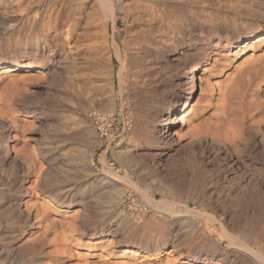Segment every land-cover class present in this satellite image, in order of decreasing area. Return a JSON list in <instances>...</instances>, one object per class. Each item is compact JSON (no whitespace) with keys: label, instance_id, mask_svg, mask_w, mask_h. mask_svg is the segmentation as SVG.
<instances>
[{"label":"rangeland","instance_id":"rangeland-1","mask_svg":"<svg viewBox=\"0 0 264 264\" xmlns=\"http://www.w3.org/2000/svg\"><path fill=\"white\" fill-rule=\"evenodd\" d=\"M250 2L251 0H239V2L238 0H0V62L13 60V58H32L33 51L30 49L31 44L33 41H39L45 44L46 50L43 56H37L36 58L39 63H44L49 67L48 71L35 72V78L34 76L30 77L29 80V77L18 76L19 78H16V88L17 91H19L18 89L20 88L21 91L19 92L15 91L16 88H13L15 86H12L13 84L6 87V89H10L11 86L12 90L10 89V92L13 94L10 93L9 90H6L5 86H0L2 87L0 88V93H2V95L4 94L5 97H7V95L9 97L5 98V100L7 99L5 102L4 96L0 95V107L4 106L3 108L1 107V110H3H0V115L10 114L8 115L9 117H6L7 115H3V117L0 116V123H2L0 129L2 130L9 125V127L12 126L13 133L16 134V140L14 141L15 151L11 152V157L14 156L13 153H20L19 155L25 156L28 152L30 153L32 151L31 149L37 150V153L35 151L34 153L39 156L37 148H39V145L42 143L43 134L47 137L50 136L51 141L49 138H46L45 141H49L47 142L49 144L48 147L51 149L53 148L52 152L54 156H57V154L59 155L61 150L64 152L68 150V147L70 149L71 146L72 148L70 150L75 149V146L76 149L78 147H83L84 144L86 145V139L89 136L87 134L85 140L82 137V132L86 124L78 126L77 131L79 134H76L77 131L67 130L68 134L67 131H63L64 133L62 135L60 131L57 132L53 130L54 124H57L54 129H62L64 126L63 121H66V118H81V120L87 121V125H90L92 128V133H90L89 136L91 139V145L89 144V146L92 149V155L89 159L91 170L96 173H94L97 175L96 177L100 178L109 176L106 175L109 169H112L117 174V177H122L120 178L121 180L118 178L121 184L113 177V180H109L110 184L104 185L105 187L98 194L105 195L108 192L107 194L111 195L112 193L114 194V189L120 188V193L123 194L121 197V194L118 195L119 198L117 197L116 199L115 208L118 210L117 212L122 211L125 214L128 213L126 219L123 220L122 218H118L120 221L116 219L117 217L108 218L103 212L102 214H100V212L93 214L94 216L89 220L91 228L114 224L113 221L116 220L118 224L121 223L120 225L124 229L121 228V232H127L124 235L126 240L131 241L133 244H137L139 243L137 240L140 235L150 237L152 235L159 236L164 233L165 235L168 234L170 230H172L170 226L173 222H175V225L172 227L173 234H175L176 231L179 233V229L180 232L184 231V227L187 229L188 223H194L201 228L208 227L212 231L214 240L217 241L220 238L219 235H221V233L219 234L220 231L218 226L214 225L207 215L201 214V217L189 216L188 219V217H182L181 215L172 213L169 214L161 211L162 214L160 212L157 213L154 212L156 210L153 208L150 209V206L144 202L145 199L142 198L145 194H155V198L158 201L161 199L167 200L172 196L168 201L172 200V202L175 201V203L178 204H190L193 209L200 212L203 211V213H209L208 215L223 216L225 213L227 222L235 226L233 229H235V234L238 236L239 240L261 251L264 257V149H262L264 144H261L258 138L259 135H256L257 131L253 128L246 129V132L243 131V138L237 145V148L235 147L236 149H234L235 151L238 149L237 152L234 150L224 152L227 144H225L223 140V142L219 141L213 144L212 141H214L215 138H213L211 132L208 130H202L203 132L201 131L199 136L195 133V135L193 134L192 136V133H187L185 131L188 126L185 124L178 129L179 136L175 138V140L177 139V144H179L178 139L180 138L179 141L182 146L179 147L178 145L171 146L164 143L159 144L155 141L156 135L149 132L154 124V115L156 112L165 108L166 111L168 109L169 100L174 95H183L184 90L190 88V81L182 82L181 85V83H176V79L184 74L186 67L195 64H200L201 67V69L196 71V77L194 79V86L195 88L197 86V90L194 94L192 93V98L188 99L185 106L182 107L179 117H185L184 115L187 112H190L188 116L191 118H197L199 116L201 113L200 107L206 96V92L200 89L203 83L199 81L198 78L207 73L208 75L211 73L212 64L210 63L215 57L216 59H221L222 54L232 57L231 54L234 52V47L237 43H235L233 47H225V38H230L231 36L223 35L220 30L227 29L226 31L230 32L229 27L232 28L233 26L242 25L250 20L247 9ZM61 5L64 6V9L61 8V11L65 13H63L64 16H67H65L64 19L61 18L60 24H58L59 26H56V31H54L55 29L46 30V27L49 25V16H52V19L55 14L53 11ZM110 5L113 9L114 20L107 10V7ZM71 16H74V20ZM5 26H9L10 28L4 30ZM60 28L62 31H59ZM68 28L70 29L66 31ZM46 33L50 35L48 43L43 39ZM187 35L191 36L190 42L192 45H187ZM170 40H180L177 52L183 50L186 51L184 52L185 54H175L171 49L169 50L167 47H164ZM155 45H163L162 52L160 53L161 57H155ZM143 47L145 49H143ZM140 48L144 51L141 52ZM200 48L204 49L207 55L197 54L196 51ZM62 51L69 52L68 55L72 60L76 61L77 65L82 66L85 62L90 63V60L93 59L91 62V64H93L91 68H87L88 70H86V73L89 74L92 72L90 75H92L93 81H95V84H98L99 88L107 89L108 87V95L110 94L109 97H112L113 101V111L111 113L102 108H93V110L92 108L88 109V107L82 106L81 109L80 107L76 109L77 105L76 107L71 106L68 104L67 99H64V97L67 98L68 96L64 84H61L63 83L62 78L64 80V74L62 73V67H57V53ZM147 51L149 52L148 54ZM140 52L144 55L142 56ZM206 56L209 58V64L204 66L202 61ZM242 56L243 55H240L234 58L231 61V65L239 62ZM116 57H120V59ZM143 58L145 61L142 60ZM121 60H124V64L126 63L123 67H121ZM146 60L148 61L146 62ZM103 63L105 64L103 65ZM61 65L62 64H60V66ZM96 65L98 67H95ZM183 65L184 67H181ZM118 71L120 73H118ZM45 72L49 73L45 74ZM38 73L40 77H38ZM217 76L218 75H216V77ZM217 79H219L220 82L222 80L224 81V77H218ZM223 81L221 82L222 84H224ZM105 84L107 86H105ZM9 94L14 95V98ZM3 100L4 102H1ZM76 100L78 101L79 97L78 99H74L73 102L75 103ZM7 101L14 106L11 104H8V106ZM4 108H6V110H4ZM71 108L72 110H70ZM74 109L82 113L79 111L73 113L72 111H74ZM15 110L17 111L16 113ZM12 111H14L13 114L15 113V115H11ZM70 111L72 115H70ZM99 111L100 113L114 114L116 117L110 138L104 139L102 143L98 142L95 129L90 121L91 113ZM31 112L38 113L41 117L35 121L29 119V122H25V124H23L22 121L20 122V120L26 119L28 114H32ZM64 112L66 114H64ZM14 116H16V124L12 122V117ZM62 116L66 118L62 119ZM1 118H4L5 120H3L5 122L1 120ZM30 121H32L34 125ZM47 123L48 125H53H51L53 128L50 126L53 131L50 130L51 132H49V134H47ZM5 124L6 126H4ZM26 124L30 125L27 126ZM38 124L41 125V127ZM59 124L62 126L60 127ZM15 125H17L16 127L19 126L18 128L20 131H18V128L16 129ZM179 126H181V124ZM44 128L47 129L45 130ZM59 133H61V135ZM146 133L149 134L147 135ZM54 134L59 137L58 140V137H54ZM18 135L21 136L19 137ZM195 136H198L200 139H197ZM200 136H203L202 139ZM61 137L67 139L64 140ZM21 138H24V141H22L23 139L21 140ZM38 139L40 141H38ZM52 140L54 142H52ZM4 144H6V142H4ZM37 144H39L38 147ZM58 144L61 146L59 147ZM217 144H219L218 147L216 146ZM30 145H32L33 148ZM50 145H52V147ZM53 146H57L58 148ZM22 147H24V150H22ZM25 147H27L28 150H25ZM24 152L26 153L24 154ZM121 155H123V157ZM126 155H128L130 160H128ZM102 159H105V163L108 166L103 164ZM60 161H63L62 158H60ZM9 163L10 162H5L4 164H0V218H4L3 220L0 219V243L4 241H13L10 245L12 248L16 249L18 245L23 244L26 240L25 238H28V235L20 237V229L22 227L19 226V224L17 226L16 221L10 220V222L8 220L10 219L8 218L10 214H7L10 212V208L8 209V207H10L12 203V197L23 196V199L27 200L35 193L37 194H35L36 196H42V191L40 186H37L33 190V193L28 192V190L25 191L26 193H20L14 186H10L12 184L8 179L9 176H12V170L11 164ZM60 165V167L63 166L62 164ZM2 167L4 168L2 169ZM43 170L48 171V167H45ZM49 175L52 176L53 173ZM79 175L77 177V180L79 179L78 181H65L66 183H64L63 179L61 181L60 175H57L58 177L56 176V178L58 181L55 183V187L61 188L63 191L70 190L68 194L75 200L78 196L82 195L80 192L81 189L79 188L88 186V183L95 180V177L91 175H88L89 177L86 176L87 178L81 177V174ZM33 177L31 181L35 179V177ZM29 184H32V182L28 183L27 186ZM254 185L255 187L257 186V188H255ZM30 186L33 185H29L28 187L31 188ZM76 187L79 189L78 192L75 191ZM64 188H66V190ZM245 188L246 190L244 192L243 189ZM253 189H255V191ZM104 190L106 191L104 192ZM159 190L163 192V197L158 193ZM12 192L14 193L12 194ZM216 199L225 200L223 206L216 204V202H214ZM232 200H236L237 204L236 202H232ZM7 202H10L9 205ZM75 202L76 201L72 200L69 201L73 207L71 209L77 208L78 205ZM241 204L243 206L248 205V207L246 206V208H243ZM5 214H7V217L3 216ZM185 220V224L180 223ZM230 220H233V222H230ZM4 223L7 226H5ZM127 224H129L130 230ZM178 225L180 226L177 227ZM247 226L249 227L247 228ZM131 227L136 229L139 236L133 232ZM139 232H141V234ZM48 237L49 235L41 243L48 245L51 241V236L50 238ZM196 238L197 236L185 238L182 244L187 241L186 243L188 245L185 243L183 244L184 246H182L188 248L190 245L197 242ZM189 241L191 242L188 243ZM46 245L43 247L48 248L49 245ZM226 246H228L227 242L223 241L222 247L224 248ZM34 247L35 251L34 248L32 249L29 246L23 248L27 254L29 251L31 252L27 255L28 257H25V261L18 262L16 260H11L9 264H30L33 256L40 257L38 253L41 250V246L35 245ZM114 249L117 251L121 250L119 247ZM207 249L209 248L207 247ZM170 251L171 247L169 245L158 257H168V254L171 253ZM249 256H244V260L238 261L236 264H242L243 262L245 264H264V260H259V257L257 258L256 256L255 259L252 258L253 256L255 257V255ZM241 258L243 259V256ZM261 258L262 257H260V259ZM221 264L229 263L223 262Z\"/></svg>","mask_w":264,"mask_h":264},{"label":"bare ground","instance_id":"bare-ground-1","mask_svg":"<svg viewBox=\"0 0 264 264\" xmlns=\"http://www.w3.org/2000/svg\"><path fill=\"white\" fill-rule=\"evenodd\" d=\"M70 1H72V0H70ZM238 2H239V0H238ZM61 8L64 9V6L61 5L60 7L55 8V10L53 11L55 14L53 15L52 19H51L52 16H49L50 17L49 18V25L46 27V30L55 29L54 31H56V26H59L58 24H60L61 18L64 19L65 16H67V15L64 16L65 13L61 11ZM247 9H248V16L250 17V20L246 21L242 25L233 26L232 28L229 27L230 32L226 31L227 29L220 30L221 33H223V35H230L231 36L230 38H225V40H224L225 41V47H233L235 43H237V45H235L234 52L231 54L232 57L224 55V54H222V55L220 54L222 57L221 59H216V57H215L214 60H212V62L210 63V64H212V70H211L212 74L210 73L208 75V73H207L206 75H203L202 77L198 78L199 81H201L203 83V84L201 83L202 85L200 86V89H202V91L206 92V96L204 97L203 103L200 107L201 113L199 114V116L197 118L189 117L188 115L190 112H187L184 115L185 117L181 118V117H179V113H181V109H182V107L185 106L188 99L192 98V96H191L192 93L194 94L195 91L197 90V86H196V88L194 86V84H195L194 79L196 77V71L201 69L200 64H195V65H189L188 64L189 66L185 68L184 74L176 79V83H178V84L181 83V85H182V82L190 81V88L187 90H184L183 95L182 94L174 95L169 100L168 109L166 111H165L166 108L162 109V110H158V111L156 110L157 112L154 115L155 116L154 117V124L150 128V130L149 129L148 130L150 133L156 135L155 141H157V143H159V144L164 143V144L171 145V146L178 145V147L182 146L180 144V141H179L180 138L178 139L179 144L176 143L177 139L175 140V138H178V136H179V133H178L179 130L178 129L180 127H183V124H185V125H188L186 127L185 131L187 133H192V136L194 133L199 136L202 130H206V131L208 130L211 132L213 138L216 139V140L214 139V141H216V142L211 140L213 144L218 143L219 141H221V142L224 141L225 144H227L226 145L227 147L225 146L226 150H224V152L225 151L229 152L230 150L236 149L237 145L239 144V142H241V140L243 138L242 137L243 131H245L246 129H249V128H253V129H255V131H257L256 135H259L258 138L260 139L261 144H264V0H251L250 5H248ZM107 10L112 15V19L114 20L113 9L111 8V5L107 7ZM71 18L74 20V16H71ZM8 28H10V27L5 26L4 30H6ZM69 29L70 28H68L66 31H68ZM59 31H62V29L60 28ZM49 37H50L49 33H46L44 35L43 39L46 43L49 42V40H48ZM169 37H171V36H169ZM54 38H57V37H54ZM179 41L178 40H170V42L167 43L164 47H167L169 50L171 49L175 54L179 53L180 55H184L185 54L184 52H186V51L180 50L179 52H177L179 49V45H180ZM186 41H187V45L191 44V42H190L191 36L190 35L186 36ZM162 42H163V40H162ZM162 46H159V45L154 46L155 57L160 56V53L162 52V49H163ZM116 48H117V46H116ZM30 49L33 51V57L32 58H26V59L25 58H13V60L0 62V86L1 85L3 87L5 86V89H6L7 86L13 84L12 86L15 85L13 88H16V86H17L16 78L18 76L29 77L28 78V80H29L30 77L34 76V78H35V75H36L35 72L48 71L49 70V67L46 64L39 63V61L36 58L37 56L41 57L44 55V52L46 50L45 44L40 43L39 41H33ZM143 49H145V48L143 47ZM140 50H141V48H140ZM186 50H188V49H186ZM143 51L144 50H141V52H143ZM141 52H140V54H141ZM196 52H197V54L207 55L205 53V50L201 49V48L197 49ZM68 53L69 52H65V51L57 53V56H58V60H57L58 66L57 67H62L61 69L63 72L62 71L61 72L64 74V76H63L64 80L62 78L63 83H61V84H64V87H65L66 92H67L66 94L68 95L67 98L64 97V99H67L68 104H70L71 106L76 107V105H77L76 109H79L78 107H80V109H81L82 106L88 107V109L89 108H92V109L93 108H97V109L102 108V109H105L111 113L113 111V101H112V97H109L110 94L108 95V93H109L107 90L108 87H107V89H105V88L102 89L100 87L101 88L100 89L98 84H95V81H93V79L91 77L92 75H90V73L92 74V72H90L89 74L86 73V70H88L87 68L88 67L91 68V65L93 64V63L91 64V62L93 61V59L90 60L91 61L90 63L85 62V64H83L81 66V65H77L76 61L72 60V58L68 55ZM148 53L149 52L147 51V54ZM141 55L143 56L144 54L142 53ZM194 55H195V53H194ZM218 55H219V53H218ZM240 55H243L241 57V60L239 62H237L236 64L231 65V61ZM149 57H151V56H149ZM160 57H159V59L161 60ZM116 58L120 59V57H116ZM128 58H129V56H128ZM137 58H139V57H137ZM145 58H146V55H145ZM142 60H144V58ZM147 61L148 60H146V62ZM102 62H104V61H102ZM178 62H179V60H178ZM183 63H185V62H183ZM202 63L204 66L208 65L209 64V58L206 56L204 58V60L202 61ZM60 64H62V65L60 66ZM104 64L105 63H103V65ZM125 64H124V60H121V67H123ZM95 67H98V66L96 65ZM181 67H184V65ZM150 72H151V70H150ZM48 73L45 72V74H48ZM118 73H120V72L118 71ZM147 73H148V71H147ZM54 74H55V72H54ZM94 74H95V72H94ZM38 75H39L38 77H40L39 73H38ZM216 75H218V76L216 77ZM218 77H224V81L222 80L224 82V84L221 83L222 81L220 82L219 79H217ZM31 79H33V78H31ZM101 80H103V79H101ZM105 86H107V85L105 84ZM0 88H2V87H0ZM10 89H11V86H10ZM10 89H6V90H9V92H10ZM18 90L21 91L20 88ZM15 91L19 92V91H17V88ZM10 93H12V92H10ZM12 94H9V95H12ZM0 95H2V93H0ZM2 96H4V94ZM13 96L14 95H12V97ZM7 97H8V95H7ZM7 97L4 96V100ZM78 97H79V100L78 101L76 100L74 103L73 102L74 99H78ZM2 99H3V97H2ZM4 100L1 102H4ZM6 100H5V102H6ZM8 101H7V105L12 103L11 99H10L11 103H8ZM12 106H14V105H12ZM1 107H0V110H1ZM14 108H16V107H14ZM68 108H69V106H68ZM4 110H6V108H4ZM70 110H72V108ZM75 111H77V110L74 109V111H72V112L74 113ZM13 112L14 111H12L11 115H15V113L17 111L15 110L14 114H13ZM68 112H69V110H68ZM79 112H81V111H79ZM87 112H88V110H87ZM70 113H71V111H70ZM64 114H66V113L64 112ZM84 114H85V111H84ZM3 115H5V114H3ZM3 115H0V116L3 117ZM6 115H5L6 117H9L8 115H10V114L7 113ZM67 115H69V114H67ZM67 115H66V117H67ZM70 115H72V113ZM76 116H77V114H76ZM26 117H27L26 119L20 120V122L22 121V123L25 124V122L26 123L29 122L28 121L29 119H31L32 121H35V120H38L41 117V115L38 113L37 114L32 113V114H28ZM82 117H85V116H82ZM12 118H13L12 122H14L16 124L17 123L16 116H14ZM65 118H63V116H62V119H65ZM3 119L1 118V120H3ZM88 119H89V117H88ZM32 121H30V122H32ZM86 122H85V120L84 121L81 120V118L75 119V117L74 118L69 117V118H66V121H63L64 126L62 127V129L59 128V126H60V124H59L58 130L54 129V128H56L55 126L57 124H54L55 126L53 128L52 124H51L52 125L51 126V125H48V123H47V125L49 126V127L46 126L48 128V129L46 128L48 131L47 134H49V132H51L50 131V130H52L51 127L53 128V130H55L57 132L60 131L63 135V133H64L63 131H67V130L77 131L78 126L86 124V127L83 129L84 131L82 132V137L85 140V138L87 137V134L90 136V133H92V128L90 127V125H87ZM179 123L181 124V126H179L180 125ZM1 124L2 123H0V125ZM32 124H33V122H32ZM29 125H27V126H29ZM4 126H6V124ZM16 126L17 125H15V127ZM39 126L41 127V125H39ZM11 127H9V125H8V126H6V128H4L2 130L0 129L1 130V132H0V164H2V163L4 164L5 162H10L9 164H11L12 176H9V179H8V181L9 182L11 181V184H12L10 186H14L16 188V190H18V192H20V193H24L26 190H28V192L33 193V190L37 186H40V189L42 191V194H41L42 196H36L37 194L35 193L36 195L35 194L33 196L29 195L30 198L27 200H24L23 196L12 197V203H11L10 207L7 206L8 209L10 208V212L7 211L8 212L7 214L8 215L10 214L9 215L10 217H8L10 219H8V220L9 221L11 220L14 222L16 221L17 226L19 224V226L22 227L20 229V237H23L24 235H28V238H25L26 240L23 242V244L22 245L20 244L21 246L18 245V247H16V249L12 248V246L10 245L11 242H13V241L1 242L0 243V264H9V262L11 260H16L18 262L25 261V257H28L27 255L31 252L29 251V253L27 254L23 248L29 246L32 249L34 248V251H35V247H34L35 245L41 246V250L38 253L40 255V257H34L33 256V259L31 260L32 262H30V264H221L223 262L229 263V264H236L238 261L239 262L243 261L244 256L248 257L249 255L250 256L255 255V257L253 256L252 258L256 259V256H257V258L259 257V260H262V261L264 260V257L262 255L263 253L261 251H259L258 249H255L254 247L250 246L247 243H244V242L242 243L239 240L238 236L235 234V229H233V227H235V226L234 225L232 226L227 222L225 213L223 216H221V215L220 216L219 215L218 216L217 215H213V216L208 215L209 213L207 214V213H203V211L200 212L196 209H193L190 206V204H181V203L178 204V203H175V201L172 202V200L168 201L172 196L170 198L168 197L169 199H167V200L161 199L158 201L155 198V196H156L155 194H149V195L145 194L144 197H142V198L145 199L144 202L147 203L148 206H150V209L153 208L154 210H156L154 212H157V213H159L160 211L165 212V213H169V214L172 213V214L181 215L182 217H188V219H189V216H198L199 217L201 214L207 215L211 219V221L214 223V225L218 226V229L220 231L219 234L221 233V235H219L220 238L217 241L214 240L212 237L213 236L212 231L208 227L201 228V227H199V225L194 224V223H188V225L186 227L187 229H185V227H184V231L180 232V229H179V233H178V231H176V233L173 234V228L172 227L175 225V222H173V223H171V226H170L172 230H170V232L168 234L165 235V233H164V234L159 235V236L152 235L150 237L140 235V237L137 240L139 243H137V244H133L131 241L126 240V237L124 235L127 232H125V231L121 232V228H122L120 225L121 223L118 224V221H116V220L113 221L114 224H109V225L104 226V227L101 225V226H96V227L91 228L89 225V220L92 216H94L93 214H96L99 212H100V214H102V212L105 213V215L108 218L117 217L116 218L117 220H119L121 218L124 220L127 218L126 215L128 213L125 214L122 211L117 212L118 210L115 208L116 199H117L118 195L121 194L120 188L119 189L113 188L114 194L112 193L111 195H108L107 194L108 192L105 195H103V194L99 195L98 194L103 190V188L105 187L104 185L110 184V181L113 180V177H115L118 182L121 180L120 178H122V177H117L116 176L117 174L112 169H109L106 173V175H109L110 177L109 176H105L104 178L96 177L97 176V175H95L96 173L91 170V164L89 161L90 156L92 155V149L89 146V144L91 143V139L89 138V136L86 139V145L84 144L83 147H78L76 149V146H75V149L70 150L72 148V146H71L70 149L68 147V150H65V148H64V150H65L64 152H62V150L59 149V150H61V153H59V155L57 154V156H54L53 152H52L53 148L51 149L48 147L49 144L47 142H49V141H47V142L45 141L46 138L50 139V136L47 137L46 135L43 134L42 135L43 140L41 141L42 143L40 145L37 144V147H38V145L40 146L39 148H37L39 151V156H37L34 153V151L36 152L37 150L31 149L32 151L30 150L31 151L30 153L27 151L28 154L25 156L19 155L20 153L18 152L19 154L13 153L14 156L11 157V152L15 151L14 141L16 140V134L13 133V129ZM15 127H13V128H15ZM18 127H16V129ZM32 129H34V128H32ZM22 130H21V132H22ZM14 131H16V130H14ZM18 131H20L19 128H18ZM26 132H27V130H26ZM26 132H24V133H26ZM61 133H59V134L61 135ZM77 133L79 134L78 131L76 132V134ZM45 134H46V132H45ZM67 134H68V131H67ZM198 136H195V137H197V139H198L199 138ZM54 137H58V136H56L54 134ZM63 137H61V138H63ZM202 137H201V139H202ZM39 139H38V141H40ZM58 139H59V137L57 138V140ZM63 139L66 140L67 138L66 139L63 138ZM69 139H70V137H69ZM21 140L24 141V138H21ZM36 140H34V141H36ZM50 141H51V139H50ZM71 141H74V140H71ZM4 142H6V144H4ZM52 142H54V141L52 140ZM64 142H66V141H64ZM71 143H73V142H71ZM186 143H185V146H186ZM23 144H25V143H23ZM28 144H30V143H28ZM61 144L63 145L62 142H61ZM220 144H223V143H220ZM20 145L22 146L21 143H20ZM218 145L219 144H217L216 146L218 147ZM241 145H243V144H241ZM30 146L32 147V145H30ZM50 146L52 147V145H50ZM60 146L61 145H59V147ZM53 147L58 148L57 146H53ZM262 149H264V147ZM19 150H17V151H19ZM22 150H24V147H22ZM25 150H28V148L25 147ZM237 151H238V149H237ZM237 151H235V152H237ZM263 152H264V150H263ZM25 153L26 152H24V154ZM121 156L123 157V155H121ZM126 156H127L128 160H130L128 155H126ZM60 158H62L63 161H60ZM102 162L105 166H108L105 163V159H102ZM60 164H62L63 166L60 167L61 166ZM123 164H124V162H123ZM4 167H2V169ZM45 167H48V171L49 170L50 171L48 172L47 170H43V169H45ZM7 171H6V173H7ZM9 172H10V170H9ZM50 173H53V175H52L53 177L51 175H49ZM78 173L81 174L82 175L81 177H83V178L88 176V175H91V176L95 177V180L88 183V186H84L82 188H79V189H81L80 192L82 195L80 194L81 196H78L74 200V198L72 196H70V194H68V191H70V190L63 191L61 188L55 187V183H57V181H58L56 176L60 175L61 181L63 179L64 183H66L65 181H67V182L68 181H73V182L75 181L76 182L79 180V179L77 180V177L79 175ZM0 176H1V174H0ZM33 176L35 177V179H33V181H31V178ZM7 177H8V175H7ZM79 178H80V175H79ZM4 179H6V178H4ZM61 181H59V182H61ZM30 182H32V184H29V185H33V186H30L31 188L28 187L29 185L27 186V184ZM62 184H63V182H62ZM254 187H255V185H254ZM255 188H257V186ZM64 189L66 190V188H64ZM79 189L76 187L75 191L78 192ZM135 189H137V188H135ZM10 190H11V188H10ZM243 190L245 192L246 188ZM253 190L255 191V189H253ZM105 191L106 190H104V192ZM7 192H8V190H7ZM14 192H15V190H14ZM14 192H12V194ZM154 192H155V190H154ZM158 193L163 197L162 191L159 190ZM122 194L120 195V197L122 196ZM245 196H246V194H245ZM217 198H218V196H217ZM69 199L72 201H76L75 203H77V205H78L77 208L71 209L73 207L71 206L72 204L69 203V201H70ZM245 200H246V198H245ZM245 200H244V202H245ZM224 201L225 200L216 199L214 202H216V204H218L219 206L220 205L223 206ZM241 201H243V200H241ZM261 201H259V202H261ZM232 202H236V200L235 201L232 200ZM9 203L7 202L8 205H9ZM231 203H230V205H231ZM236 204H237V202H236ZM243 204H245V203H243ZM74 205H76V204H74ZM246 206L248 207V205H246ZM246 206L242 205L243 208L244 207L246 208ZM226 207H227V205H226ZM219 208H218V210H219ZM3 209H5V208H3ZM3 209H1V210H3ZM126 209H127V207H126ZM233 212H235V211H233ZM7 214H5L3 216H6ZM100 214H98V215H100ZM216 214H218V213H216ZM1 216H2V213H1ZM95 218H97V217H95ZM3 219H1V220H3ZM231 221L233 222V220H230V222ZM185 222H186V220L184 222H180V223L185 224ZM127 225L129 228V224H127ZM5 226H7V225L5 224ZM131 226H132V224H131ZM179 226L180 225H178L177 227H179ZM9 227H10V225H9ZM248 227L249 226H247V228ZM131 229L133 230V232L135 234H137L135 228L131 227ZM129 230H130V228H129ZM137 230H140V229H137ZM244 231H245V229H244ZM139 233L141 234V232H139ZM6 235H11V234H6ZM48 235H49L48 238H50V236H51V241L48 244L49 246L45 244L46 246H48V248H44L45 245L41 242ZM192 236H197V238H196L197 242H195V244L190 245L188 248L183 247L184 246L183 244H185L187 241L184 242L183 244H182V241L185 238L192 237ZM250 239H251V237H250ZM223 241H226L228 246L223 248L222 247ZM190 242L191 241H189L188 243H190ZM169 245L171 247V251H170L171 253L168 254L169 256L165 257V258L158 257V255L160 253H162L164 251V249ZM15 246H17V245H15ZM118 247L121 248V250L117 251L114 249V248H118ZM207 247L209 249H207ZM36 256H37V254H36ZM242 256H243V259L241 258ZM260 257H262V258L260 259ZM242 264H245V263L243 262Z\"/></svg>","mask_w":264,"mask_h":264},{"label":"built area","instance_id":"built-area-1","mask_svg":"<svg viewBox=\"0 0 264 264\" xmlns=\"http://www.w3.org/2000/svg\"><path fill=\"white\" fill-rule=\"evenodd\" d=\"M90 121L95 129L98 142L102 143L104 139L110 138L116 117L114 114L93 112L90 115Z\"/></svg>","mask_w":264,"mask_h":264}]
</instances>
